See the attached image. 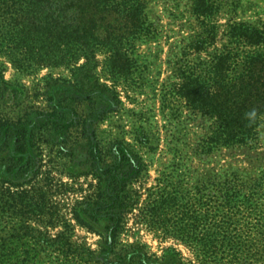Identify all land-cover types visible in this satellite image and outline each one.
<instances>
[{
    "label": "rangeland",
    "instance_id": "1",
    "mask_svg": "<svg viewBox=\"0 0 264 264\" xmlns=\"http://www.w3.org/2000/svg\"><path fill=\"white\" fill-rule=\"evenodd\" d=\"M101 1L87 15L66 1L0 0V118L17 122L29 113H51L61 100L76 124L54 142L38 146L41 171L25 187L38 207L9 209L0 194V229L24 224L34 230L14 239L21 240V264L80 261L76 248L67 253L36 247L35 240L43 236L62 234L61 240L75 247L100 250L107 223H94L90 230L75 212L85 200L97 198L104 168L112 163V146L126 142L146 171L132 186L138 204L126 216L120 246L140 244L157 257L173 249L186 263L196 261L188 229H182L191 223L181 220L183 210L177 214V206L169 207L159 219L169 230L162 233L150 226L146 207L163 189L185 193L232 173L250 183L264 174V116L245 143L210 150L218 120L193 101L186 87L187 77L205 75L213 55L226 46L240 55L264 52V45L230 44L228 36L233 24L264 29V0H218L220 9L212 16L218 36L207 52L191 48L204 19L194 0ZM138 6L140 12L131 15ZM87 8L83 4L84 12ZM238 59L227 82L249 79H240L243 58ZM220 78L205 81L211 86ZM217 84L212 92L218 97L224 88ZM93 132L105 162L89 158L87 136ZM245 247L243 256L263 258L264 240H249Z\"/></svg>",
    "mask_w": 264,
    "mask_h": 264
},
{
    "label": "trees",
    "instance_id": "2",
    "mask_svg": "<svg viewBox=\"0 0 264 264\" xmlns=\"http://www.w3.org/2000/svg\"><path fill=\"white\" fill-rule=\"evenodd\" d=\"M49 1H66L70 9L74 6L79 14L87 15L94 12L92 7L103 5L101 0H88L87 3L85 0ZM83 4L88 5L85 12ZM194 5L198 15L204 19L203 31L191 48L195 52H207L216 44L218 26L212 16L218 12L220 5L218 0H194ZM107 6L108 2L104 8ZM140 10V6L134 8L131 15L135 16ZM228 36L230 44L255 48L264 45V29L252 25L233 24L229 27ZM241 56L243 69L239 74L240 79L249 77L248 81L240 84L227 82ZM211 63L212 67L203 70L205 75H189L186 83L187 94L194 93L191 97L193 101L218 120L219 128L210 138V150L245 143L264 116V52L240 55L235 48L226 46L224 51L213 55ZM216 76L221 77L220 84L216 80L210 86L205 81L207 77L211 79ZM216 84L224 88L218 97L212 92ZM57 103L51 113H29L17 122L0 118V194L9 209L18 206L38 207L39 202L36 203L25 189L41 171L38 146L43 141L54 142L76 127L70 121L69 106L61 100ZM87 138L89 158L95 162H105L99 143L95 140L96 133L93 132ZM145 171L144 161L130 145L126 142L115 143L112 146V163L106 164L104 168L97 198L85 200L75 212L76 220L90 230L94 229V223H107L106 240L100 250L93 251L86 245L75 247L70 240H61L62 234L56 239L38 237L35 245L41 250L67 253L73 248L81 250L77 263L74 260H50L38 264H264V256L249 258L241 254L249 240L255 243L264 240V174L250 183L243 181L237 173H232L222 180L210 179L185 193L178 189H163L150 199L146 217L150 218V226L158 232L169 231L161 227L159 219L170 206H177L176 213L183 210L181 215L184 218L181 220L191 223L182 229H188L189 243L196 253V261L186 263L182 254L173 249H166L162 257H157L149 255L140 244L120 246L118 237L123 231L126 216L138 204V194L132 186ZM33 231L24 224L0 229V264H21L18 250L21 240L14 239L21 236L20 232L30 236Z\"/></svg>",
    "mask_w": 264,
    "mask_h": 264
}]
</instances>
